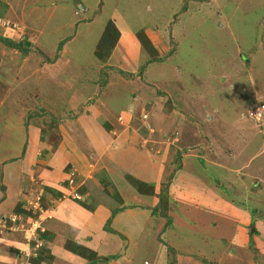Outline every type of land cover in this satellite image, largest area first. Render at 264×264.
Wrapping results in <instances>:
<instances>
[{"label":"rangeland","instance_id":"rangeland-1","mask_svg":"<svg viewBox=\"0 0 264 264\" xmlns=\"http://www.w3.org/2000/svg\"><path fill=\"white\" fill-rule=\"evenodd\" d=\"M22 2L0 0L1 13L5 12L3 3L12 10L1 18L0 23L8 29L6 26L0 29V36H9L15 43L26 39L33 43L36 39V44L21 45L19 49L0 41V185L4 184L3 180L13 182L16 178L18 162L24 158L16 143L26 136L28 125L39 126L42 137L49 136L53 144L59 140L61 118L69 115L57 114L66 97L62 86L71 85L75 80L72 74L79 85L95 83L94 101H102L105 105L102 109L114 114L125 105L132 91L138 94L144 80L151 84L145 85L148 94L143 97L147 102L152 103L150 96H156L158 91L164 99L160 104L169 109L171 101L162 92L167 89L164 85L168 79L173 78V71H177L174 83L181 86L177 88L180 95L176 94L177 98L172 93L169 95L178 106L177 112L188 119L183 126L156 124L160 129L165 128L160 145H169L174 151L170 152L166 169L170 175L160 186L158 198H163L155 216L141 217L123 226L134 236L131 246L126 244L125 249L133 247L134 242L138 244L136 264H264V126L248 117L238 118L246 116L250 104H264V0H32L30 5L25 4L24 10L35 8L36 11L24 15ZM109 20L126 35L124 41L129 45L121 42L105 48L99 57L95 54L96 44ZM151 27L161 32L166 27L168 51L162 56L143 33L144 28ZM173 28L175 33L182 28L188 32L187 37L179 39L182 43L178 47L169 46L170 42L174 43ZM63 48L68 63L62 67L63 79L57 83L54 74L60 65H44L47 60L43 53L54 60ZM45 68L50 69L47 74L51 73L53 78L40 73ZM109 74L113 75L110 86ZM221 74L229 77L220 84L217 77ZM120 77L127 79L123 82ZM214 88L223 90L222 107L214 106L215 101L203 104V93L211 101L213 95L209 89ZM89 89L91 93V85ZM39 118L42 122L36 120ZM100 127L108 132L112 128L106 123ZM120 127L123 129L124 125ZM131 131L128 137L132 136ZM137 133L144 139L139 130ZM175 136L177 140L171 142ZM204 149L213 151L206 154ZM93 154L89 153L87 159L92 171L99 167ZM14 159L20 160L15 163ZM158 161L164 160H157V164ZM164 164L167 161L159 162L160 166ZM66 170L71 167L67 166ZM96 174L100 183L105 175L103 171ZM121 175L116 173L117 177ZM72 180L73 176L66 180V188L74 185ZM148 184L151 195H155L153 184ZM110 186L109 192L117 202H121L120 193H132L131 184L124 189L122 185L118 189ZM0 191L5 190L0 188ZM165 194L167 197L162 196ZM42 195L43 191L39 196L25 199L30 211L38 213L44 209ZM59 196L63 198L62 193ZM139 199L135 197L133 201ZM141 199L147 204L151 201L150 197L141 196ZM83 203L92 206L90 200ZM112 211L104 225V230L110 228L108 232L113 230ZM175 214L179 219L174 225ZM12 216L4 219L9 225ZM3 225L10 230L9 225ZM24 228L25 225H17L11 230ZM30 228L32 236L26 237L30 251L23 253L28 258L43 253L37 239L31 242L37 237V225ZM248 234L255 243L250 241L243 246L247 248L244 255L233 254L238 247L242 248ZM36 244L38 248H34ZM222 248L225 254L222 255L223 251L220 255Z\"/></svg>","mask_w":264,"mask_h":264},{"label":"crops","instance_id":"crops-1","mask_svg":"<svg viewBox=\"0 0 264 264\" xmlns=\"http://www.w3.org/2000/svg\"><path fill=\"white\" fill-rule=\"evenodd\" d=\"M21 1H23L22 15L36 11L35 8L29 11L24 10L25 4L30 5L32 0ZM3 4L5 5V12H0V16L2 14L5 18V15L9 14L10 11L12 12V10L5 3ZM81 9L85 10V7H81ZM21 18L23 19L22 16ZM0 25L2 27L0 29H3L4 26L2 24ZM5 26L8 28L6 24ZM171 32L174 43L170 42L169 46L171 44L177 47L182 43V40L179 39H184L188 34L186 28H182L179 33H175L173 28ZM119 33L120 36L117 44L123 42L129 45L127 41H124L126 35L123 36L120 31ZM143 33L146 35L149 44L157 51L158 55L162 56L168 51V39L165 38L167 35L166 27L163 28V32L159 28H144ZM31 34L34 36V33ZM134 38L138 45V40L135 36ZM25 43H30V45L36 44V39L33 40V43L26 39ZM65 50L63 48L61 54L59 52L58 56H56L57 58L54 60L51 59V62H43L44 65L51 63L55 67L60 65V68L57 69L59 70V74L58 72L54 74L56 76L54 79L57 83L63 79L61 69L68 63V60L63 57ZM44 54L47 55L48 53ZM148 64L146 65L148 66ZM101 69L102 67L98 71ZM48 71L50 69L45 68L41 69L40 73L48 75ZM102 72L104 73V70ZM173 72V78L168 79V84L164 85L167 89L162 92L164 96L167 94L168 99L171 101L169 109L164 104H160V102L163 103L164 99L158 91L156 96H150L152 98L150 102L152 103L147 102L148 99L143 97L146 94L145 85L151 84L147 82L148 80H144L145 82H141L142 86L139 87L138 94L132 91L125 105L119 108V111L114 114L102 109L105 106L102 101H94L97 97L94 92L95 83L91 82V84L84 83L79 85L77 84L79 81L76 75L72 74L73 76L71 77L75 76V80L71 85L67 87L62 86L65 89L64 93L66 97L63 99L64 105L61 107V111L57 114L63 115L68 113L69 115L62 116L61 118V124H59L61 136L59 140L53 144V142H49V136L45 135L44 138L42 137L39 126H33V124L28 125L26 136H22L20 142L18 141L16 143L17 149L20 148L19 154H24L22 161L18 162L20 159H14V162H18L19 166L16 171L14 170L16 178L13 182L3 180L4 184L0 185L2 191L5 190L3 193L0 191V222L10 215L17 214L24 220L27 227L26 231H13L4 227L3 224L9 225L7 221L4 220L2 222V227L0 226V264H28L29 262L31 264H89L87 259L65 248L67 241H74L93 250L101 259L106 256V259H102L101 264H136L135 258L140 253L138 244L134 242L133 247L128 250L125 249L126 244L131 246L134 236L131 232L124 230L123 226L127 223H134L141 217L144 219L151 218V209L159 203L160 186L169 178L170 173L167 175L166 172L168 170L166 169L171 160L170 152H174L169 145H160V135L165 132V128L161 127L160 129L156 124L161 123L164 127L183 126L188 119L186 115L177 112L178 106L170 97L173 95L177 98L176 94H179L177 88L181 87L174 83L177 82V79L174 80L177 71ZM115 76L118 78L117 75ZM226 76L229 77L228 74H221L220 77H217L220 84L225 81ZM48 77L53 78L51 73ZM108 77L110 78L108 82L110 86L113 75L109 74ZM120 79L124 82L127 78L120 77ZM230 84L229 88L232 89L231 86L233 84ZM90 85L92 86L91 93L88 92ZM152 85L154 84L152 83ZM215 89H209V92H212L211 94L213 95L211 101L203 93L204 105L206 103L210 104L213 101L217 104L214 106L218 107L221 104L220 107H222L224 105V101L222 100L223 90ZM171 93L172 95H169ZM86 101L88 102L86 103ZM81 106L82 110L80 111ZM137 108L140 109L139 112ZM143 114H146L145 118L142 117ZM211 117L213 118L214 116ZM242 117L239 116L238 118ZM36 120L42 122L41 118ZM36 120L34 121L32 119L35 124ZM105 123L113 128V130L111 128L113 134H111V131L108 132L107 129L100 127V125H105ZM120 124L124 125L123 129L122 127L119 128ZM128 126L129 128H127ZM137 126L140 128H137ZM147 126L151 129L150 132L147 130ZM130 130H132V136L128 137ZM137 130L144 136V139H142L145 140L144 142L139 137ZM152 132L155 134H151ZM112 137H114V140H111ZM171 140L173 142L177 140V137L175 136ZM166 149L167 153H165ZM208 151L204 149L203 153L206 152L207 154L213 150ZM41 152L43 153L41 154ZM161 152L162 154L160 155ZM89 153H94L93 156L97 157L99 161V167L96 170L93 169L94 171L88 167L87 159H90ZM192 154L198 156L196 155V151H193ZM108 158L111 159L108 160ZM157 160L167 161V164L160 166L159 162L164 163V161H158L157 164ZM67 166H70L71 170H66ZM100 171H103L105 175L103 180L107 183L106 192L105 188L101 186L99 180L96 178V173ZM117 172H120L122 177H117ZM124 174H129L146 183H152L153 193L155 195L140 194L139 196L132 187V189L130 188L132 193H120L119 199H121V202L115 201L109 192L110 187H112L110 184L116 189L121 188L120 185H122L124 189L129 185ZM70 176H73L72 182L74 185L66 188V180ZM115 176L119 179L118 183H115ZM42 191V202L45 209L40 210L38 213L36 211H30V208L25 205V199L32 198L34 195L39 196L42 194ZM73 191L79 193L81 196L80 200H76L70 196ZM61 193L63 194V198L59 196ZM141 196L145 198L150 197L151 201L149 204L141 199ZM135 197L140 198L138 202L133 201ZM85 200H90L92 203L91 208H85L80 204L81 202H85ZM24 210L27 213H22ZM112 210H117L111 220V225H113L112 229L119 235L115 232L104 230V225L109 219ZM172 217L175 225V221L179 217L176 214ZM120 221L122 222L121 226ZM33 224L37 225L35 231L36 239L41 247L39 249L44 247L47 253H38L36 257L31 256L29 259L23 253L30 251L27 246L26 237L27 235H31L32 229L30 227ZM251 234H248L244 239L242 244L243 249L238 247V251L233 254L239 255L242 253L244 255L246 253L247 248L243 246H247L246 243L250 244V241L254 243L256 241ZM116 238L123 242H119ZM250 238L252 239L250 240ZM221 253L222 255L225 254L223 248L221 249L220 255ZM119 254L121 256L117 257ZM113 255H116L114 259L109 258V256ZM209 262L211 263L212 261ZM99 263L97 262V264Z\"/></svg>","mask_w":264,"mask_h":264},{"label":"trees","instance_id":"trees-1","mask_svg":"<svg viewBox=\"0 0 264 264\" xmlns=\"http://www.w3.org/2000/svg\"><path fill=\"white\" fill-rule=\"evenodd\" d=\"M2 16L3 15L1 14L0 21H1ZM3 26H5V25H3ZM0 28H2L1 25H0ZM119 36H120V33H119L117 26L113 23V21H111V20L107 21L105 28H104L100 38L97 41L96 48H95L96 49L95 54L99 56L102 53L101 51H103L105 48L115 47L117 42H118ZM0 41H2L3 43H5L6 45H8L10 47H16L17 49L21 48V45L26 46V43H25L26 40L21 41V43H15L12 39H10L9 36H7V37L6 36L5 37L0 36ZM43 55L45 56L47 62L51 61V59H49L47 57V55H45L44 53H43ZM125 179L129 182V184L133 185L132 187H134V190L136 193L141 194V195H151V190L147 188V186L149 185L148 183L141 181L139 179H136L129 174H125ZM100 184L102 186H104L105 190H106L107 183L103 179H100ZM152 193H153V186H152ZM78 196H79L78 198H74V199L80 200L79 198H81V196L79 195V193H78ZM162 196L167 197V194L162 195ZM117 198H118V196H117ZM162 198L163 197L159 198L160 200H159V203L157 204V206H155L154 208L151 209L152 215L155 216L156 210L160 206V203H162V200H161ZM80 204L82 206H84L85 208H91L90 206H86L85 203H83V202H81ZM163 208H165V207H163ZM112 212H113V214H115V212H117V210H113ZM22 213H27V212H26V210H24V211H22ZM166 216H168V215H166ZM169 218H171L170 215H169ZM108 222H109V220L107 221V223ZM105 230H110V228H107V229L105 228ZM110 232H115V231L112 230ZM116 234H118V233H116ZM65 248L67 250H70L72 253H75L77 255L84 257L85 259H87L89 264H95V263L97 264V262H100V263L102 262V259L99 258L93 250H91V249H89L83 245H80L79 243H76L74 241H67L65 243ZM41 250H42V252L46 251V249L44 247ZM115 256L116 255H113L109 258L114 259ZM169 264H172V263H169Z\"/></svg>","mask_w":264,"mask_h":264},{"label":"built area","instance_id":"built-area-1","mask_svg":"<svg viewBox=\"0 0 264 264\" xmlns=\"http://www.w3.org/2000/svg\"><path fill=\"white\" fill-rule=\"evenodd\" d=\"M245 115L246 116H243V117H248V118H251L253 119L254 121H256L258 124L260 125H263L264 126V104L263 103H252L249 105V107L246 109V112H245ZM146 115H144L145 117ZM72 198H78V193L76 191H73V193L70 195ZM20 215H17V214H14V216H12L10 218V225H9V229H12L14 226L17 227V225H21L23 227V225H25V222L24 220H22L20 217ZM11 223L12 225H14L15 223L17 225H14V226H11ZM33 226H35L33 224ZM26 225H25V228H24V231H26ZM34 241H37L36 238H32L31 239V242L33 243ZM38 242V241H37ZM40 246V245H39ZM38 244L34 245V248H38L39 247ZM35 255V252L34 254ZM30 264V262L28 263Z\"/></svg>","mask_w":264,"mask_h":264},{"label":"water","instance_id":"water-1","mask_svg":"<svg viewBox=\"0 0 264 264\" xmlns=\"http://www.w3.org/2000/svg\"><path fill=\"white\" fill-rule=\"evenodd\" d=\"M252 231H253V227L250 229V232L252 233Z\"/></svg>","mask_w":264,"mask_h":264},{"label":"clouds","instance_id":"clouds-1","mask_svg":"<svg viewBox=\"0 0 264 264\" xmlns=\"http://www.w3.org/2000/svg\"><path fill=\"white\" fill-rule=\"evenodd\" d=\"M31 264V263H30Z\"/></svg>","mask_w":264,"mask_h":264}]
</instances>
